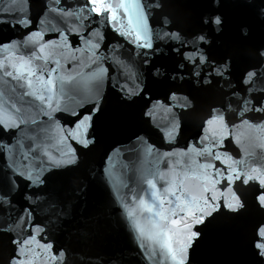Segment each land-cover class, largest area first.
I'll use <instances>...</instances> for the list:
<instances>
[{"label": "water", "instance_id": "obj_1", "mask_svg": "<svg viewBox=\"0 0 264 264\" xmlns=\"http://www.w3.org/2000/svg\"><path fill=\"white\" fill-rule=\"evenodd\" d=\"M0 264H264V0H0Z\"/></svg>", "mask_w": 264, "mask_h": 264}]
</instances>
